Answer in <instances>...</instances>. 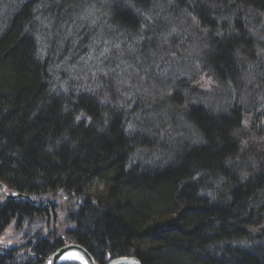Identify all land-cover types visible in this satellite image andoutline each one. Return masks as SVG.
<instances>
[{"label": "trees", "instance_id": "1", "mask_svg": "<svg viewBox=\"0 0 264 264\" xmlns=\"http://www.w3.org/2000/svg\"><path fill=\"white\" fill-rule=\"evenodd\" d=\"M96 1L0 0V183L30 198L0 206V236L12 223L18 231L28 221L50 222L54 206L33 200L62 194L77 200L64 240L85 248L97 264L121 256L141 264H264V164L245 177L235 165L243 109L253 112L257 134L264 132L260 105L241 108L237 86L240 64L251 59L258 65L255 85H264V0H110L95 12ZM77 6L99 17L97 34L94 29L77 41L79 53L69 44L73 35L67 39L61 31L73 16L87 27ZM184 14L204 34L180 35L178 45L205 46L199 48L202 68L214 82L235 88V99L213 113L194 103L200 94L184 99L188 83L174 78L164 107L173 135L181 131L184 138L163 152L167 162L144 166L135 162L133 147L151 150V144L126 133L122 113L110 106L117 102L113 94L87 92L79 79L81 54L94 52L99 60L92 71L106 84L126 65L131 71L150 65V30ZM259 18L262 30L255 25ZM150 22L155 26L148 29ZM57 24L60 31L52 33ZM141 26L144 41L136 36ZM117 46L127 51L122 61L115 59ZM152 49L167 55L162 44ZM262 151L256 144L244 155ZM33 237L17 253L0 249V264H44L63 245L51 234L41 239V230Z\"/></svg>", "mask_w": 264, "mask_h": 264}, {"label": "rangeland", "instance_id": "2", "mask_svg": "<svg viewBox=\"0 0 264 264\" xmlns=\"http://www.w3.org/2000/svg\"><path fill=\"white\" fill-rule=\"evenodd\" d=\"M109 1L110 0L102 2L96 1L92 5V11L94 9L95 12H100L101 9L107 8ZM126 1L127 0H122V2ZM88 7H90L89 4ZM80 9L82 18H86V22H88L87 27H85L83 23L79 24L78 17L73 16L72 22L69 23V27H65L61 30L67 39L73 35L74 43L69 41V44L72 48H75L77 53L80 52L79 48L76 46L77 41H80L85 34H91L94 29V32L97 34L98 26L96 23L99 21L98 15L91 12L89 8L77 6L76 11L78 12ZM247 14L254 16V18L256 17L254 13L250 12ZM151 23L152 22L147 24L148 29L155 26V23ZM70 24L72 26H70ZM57 25L56 29L53 28L52 33L54 30L60 31V25ZM255 25L257 30H262V19L259 18ZM145 29V26L139 28L136 35L137 39L139 35V38L143 39L142 41L146 39L143 38L146 31ZM257 30L255 29L254 33H256ZM150 32L152 33L150 36L155 40L152 41L150 37L147 38L149 43L146 44V47L152 55V62L150 65L145 64L141 68L133 71L127 68L128 65H126L117 70L120 71L117 77L112 79V76H109L108 82L102 84L96 80L98 76L92 71V68L97 66L99 58L94 57V52L89 50L86 56L85 53L81 54L84 56L81 60V65H83V67L79 68V79L87 84L88 87H85L87 92L91 94H113L117 102L116 104H110V106L117 107L115 109H118V111L122 113L126 133L130 135L139 134V140L141 142L147 140V142L151 144V147H149L151 150L139 147L138 145L133 147L135 162H141V164H155L159 159H163L164 161L169 160L170 156L168 157L166 154H163V152L168 151L179 136L184 138V134L181 131L179 134L173 135L174 124L168 121L171 115L168 116L169 113L164 107V101H167V96L172 94L171 84H173L172 80L174 78L176 79V77L182 75L185 79L183 82L187 81L186 83H188L182 89L184 99L187 97V94H200L201 97L193 98L194 103H202V105L206 106L207 109H210L213 113L225 110L228 103L235 99V94L232 92L235 88L230 84L223 85L214 82L211 75L202 68L199 56L202 55V49H204L205 46H198L191 41H185L184 46L178 45L180 43V35L204 34V31H202L198 22H196L193 17L187 14L186 16L185 14L182 15V17H174V20L157 25V28L151 29ZM103 35L104 34H102V36ZM261 35L263 36V34ZM189 36L192 37L193 35ZM155 37H157V39H155ZM137 39L130 40L134 42ZM171 41L174 42V44H171ZM124 42L126 41L124 40ZM160 44L163 45L167 55L163 56L161 53L152 49L153 47L159 48ZM194 44L195 46H193ZM201 47L202 49H199ZM114 50L116 51L115 56H118V58L115 57L117 60L122 61L127 55V51L120 49L118 46L115 47ZM255 50L256 55L263 54L261 50L260 52L258 49ZM106 53L107 52L104 54ZM180 57L182 58L178 61ZM138 63L141 66V61H138ZM110 64L114 65V60H110ZM240 65L244 68V74L240 77L243 82L237 83V86L241 87H239L238 90L240 93L238 94L240 98L239 102L242 104L241 108H244L245 105L250 107L260 105L257 110L264 115V85L258 90V85H255L254 80L258 78L254 70L258 65L254 62V59L250 60V64L247 63L243 65L241 63ZM95 71H98V69ZM223 87H225V89L229 88L231 91L229 90L230 92L226 93ZM242 113V123L239 131L236 133L240 142L241 152L236 158L235 165L239 167V173L245 177L250 176V172L254 171L259 163L264 164V132H262V134H257V132H260V129L257 130V121L253 118V112L251 113L248 107L247 109H243ZM178 116L179 115L176 113V116L173 117L177 122H180ZM142 119L146 121L145 126L141 124ZM160 121L163 122V124ZM137 138H139V136H137ZM256 144L263 150L259 157H256L257 159L252 157L253 155H244L249 149H253L254 146L256 147ZM145 164L142 165L146 166ZM0 201H2L1 196ZM33 201L40 203L42 207L54 206V210L51 212V221L46 222L45 225L44 222H39L38 220L33 221L32 224L28 221L25 222L23 228L18 231H15V226L12 223L0 236L1 250L5 252L12 250V253H17L24 244L32 240L33 236L37 237L40 230L42 236L45 237L51 234V240L60 238L63 244H68L64 238L65 232L70 229V226L65 220L77 200H74V198H67L62 194H56ZM78 263L82 264L80 262Z\"/></svg>", "mask_w": 264, "mask_h": 264}, {"label": "water", "instance_id": "3", "mask_svg": "<svg viewBox=\"0 0 264 264\" xmlns=\"http://www.w3.org/2000/svg\"><path fill=\"white\" fill-rule=\"evenodd\" d=\"M6 188L0 183V193H2L4 200H12L21 198L24 200H30L29 197L16 193L6 192ZM70 256H77V258L68 259ZM76 261L82 264H97L93 256L82 246L74 243L63 244L56 250H54L48 257L43 259L44 264H62L66 262ZM106 264H141L135 256H121L109 260Z\"/></svg>", "mask_w": 264, "mask_h": 264}, {"label": "flooded vegetation", "instance_id": "4", "mask_svg": "<svg viewBox=\"0 0 264 264\" xmlns=\"http://www.w3.org/2000/svg\"><path fill=\"white\" fill-rule=\"evenodd\" d=\"M0 196L2 197V201H0V206H1L5 200H4L2 193H0ZM44 238H45L44 236L41 237V239H44Z\"/></svg>", "mask_w": 264, "mask_h": 264}, {"label": "bare ground", "instance_id": "5", "mask_svg": "<svg viewBox=\"0 0 264 264\" xmlns=\"http://www.w3.org/2000/svg\"><path fill=\"white\" fill-rule=\"evenodd\" d=\"M72 258H77V259H79L77 256H70V257H68L69 260H71Z\"/></svg>", "mask_w": 264, "mask_h": 264}]
</instances>
